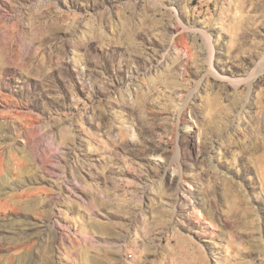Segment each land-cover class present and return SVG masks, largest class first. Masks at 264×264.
<instances>
[{
    "label": "rangeland",
    "instance_id": "1",
    "mask_svg": "<svg viewBox=\"0 0 264 264\" xmlns=\"http://www.w3.org/2000/svg\"><path fill=\"white\" fill-rule=\"evenodd\" d=\"M0 264H264V0H0Z\"/></svg>",
    "mask_w": 264,
    "mask_h": 264
}]
</instances>
